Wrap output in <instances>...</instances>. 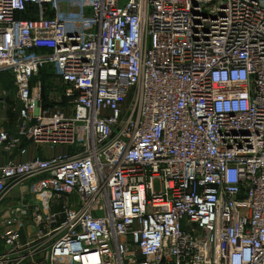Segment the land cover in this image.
<instances>
[{
	"label": "built area",
	"instance_id": "2783aa9c",
	"mask_svg": "<svg viewBox=\"0 0 264 264\" xmlns=\"http://www.w3.org/2000/svg\"><path fill=\"white\" fill-rule=\"evenodd\" d=\"M4 78L0 264H264V0H0Z\"/></svg>",
	"mask_w": 264,
	"mask_h": 264
},
{
	"label": "rangeland",
	"instance_id": "374dc122",
	"mask_svg": "<svg viewBox=\"0 0 264 264\" xmlns=\"http://www.w3.org/2000/svg\"><path fill=\"white\" fill-rule=\"evenodd\" d=\"M40 78L42 80L43 84H46L48 86H52L55 84V81L49 77H45L43 74L40 75ZM54 87V86H52ZM2 91L5 92V105L3 112L1 113L2 120L4 121V125L9 130H13L16 127L17 124V113L19 108L22 106V104L17 100L16 98V91L11 85L10 79H4L0 81V98H2ZM45 97L47 99V94H45ZM51 99H54V96H50ZM53 105V104H50ZM11 115V118H9L8 115ZM58 149H56L54 152H56ZM58 152V151H57ZM154 189L156 192L159 191L160 185L158 181L154 184ZM9 199L3 198L2 201H0V206H9Z\"/></svg>",
	"mask_w": 264,
	"mask_h": 264
},
{
	"label": "crops",
	"instance_id": "0c3cea01",
	"mask_svg": "<svg viewBox=\"0 0 264 264\" xmlns=\"http://www.w3.org/2000/svg\"><path fill=\"white\" fill-rule=\"evenodd\" d=\"M4 79H7V78H4ZM3 79V80H4ZM58 151V152H57ZM56 152H54V151H48V150H42L41 151V149H37L36 147H34V146H29L28 145V152H27V155L25 156V157H23V158H18V160H20V161H26V160H30V159H32V158H34V157H36V156H41V157H46V158H48V157H51V156H53V155H55L56 153H59V152H61L62 150H57ZM6 158L7 157H4L3 156V159H0V162H4L5 160H6ZM10 203H12V201L9 199L8 200Z\"/></svg>",
	"mask_w": 264,
	"mask_h": 264
},
{
	"label": "trees",
	"instance_id": "16d2710c",
	"mask_svg": "<svg viewBox=\"0 0 264 264\" xmlns=\"http://www.w3.org/2000/svg\"><path fill=\"white\" fill-rule=\"evenodd\" d=\"M8 116H9V118H11V115L10 114Z\"/></svg>",
	"mask_w": 264,
	"mask_h": 264
}]
</instances>
